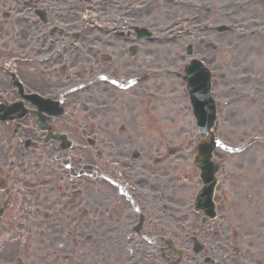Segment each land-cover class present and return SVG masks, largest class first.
Returning <instances> with one entry per match:
<instances>
[{"label": "flooded vegetation", "instance_id": "1", "mask_svg": "<svg viewBox=\"0 0 264 264\" xmlns=\"http://www.w3.org/2000/svg\"><path fill=\"white\" fill-rule=\"evenodd\" d=\"M50 1L53 3L51 25L61 24L64 33L72 37H67L65 43H55L25 36L3 39L0 34L5 51L0 55V107L37 110L34 106L37 100L27 96L37 94L60 101L65 114L25 117L21 128L25 138L33 142L29 149L14 142L13 126L0 124V157L55 158L50 164L55 162L61 178H67L68 174L58 159L77 158L75 167L83 172L78 181L60 187L62 214L71 221L78 220L81 232L87 236L108 234L112 238V264H130L133 258L143 261L150 248L148 238L160 239V242L151 243V252L160 255L164 251L165 234L176 239L174 243H180V159L166 160L167 165L165 160L157 163V158L164 156V134L154 132L158 130L156 122L150 123L147 116L143 122H137L136 117L142 114L135 112L136 102L122 103L119 107L112 103V111L86 117L85 113L93 112L90 103L98 105L104 100L106 104L110 94L112 100L117 99L115 88L111 90L102 85L98 77L108 75L117 79L123 72L127 74L125 78L139 77L140 70L133 67L135 60L122 50L123 47L118 49L104 33L82 38L88 28H80L79 17L68 13L67 0ZM31 2L32 5L25 3V11L37 16L35 12L41 8V1ZM41 25L34 23L32 28L39 30ZM37 45L51 49L38 52ZM5 67L12 69L15 75L6 72ZM241 73L250 74L252 70L243 69ZM255 84L251 77L232 85L226 78L221 97L229 99L241 93L247 96L242 107L250 108L257 105L254 99H258L260 92ZM132 93L136 97L142 95L139 90ZM51 110L54 111V107ZM97 115H102V122H96ZM123 125L127 127L126 132L122 131ZM150 125L151 133H148ZM61 135L68 136L73 144L68 147L59 138ZM46 136L51 139L45 141ZM87 166H91L92 171L86 173ZM101 169L109 173L112 185L93 182V171ZM77 189L81 191L80 197H70ZM102 221L111 222L107 226L109 230H102L105 227Z\"/></svg>", "mask_w": 264, "mask_h": 264}, {"label": "rangeland", "instance_id": "2", "mask_svg": "<svg viewBox=\"0 0 264 264\" xmlns=\"http://www.w3.org/2000/svg\"><path fill=\"white\" fill-rule=\"evenodd\" d=\"M139 1L140 0H136V2H139ZM149 2L154 3L156 5L152 6L150 4L148 6L149 7L148 12L143 17V18H145L144 22L148 23V26L156 27L158 25V26H160V28H158L157 30L161 31L164 29V25L162 23L173 22L175 20L176 12L174 10L175 6H173L174 5L173 0H150ZM129 3H132V2H129ZM158 5L162 6V7H157ZM172 8H173V10H172ZM152 11L159 14L158 17H156V19L153 18ZM187 11H188V9L186 10V12ZM171 47H173L172 43H170L169 45L166 46V48H169V49ZM164 56L167 57L166 55H164ZM168 61H170V60H168ZM171 126H172V122H171ZM250 261H251V259H250Z\"/></svg>", "mask_w": 264, "mask_h": 264}, {"label": "bare ground", "instance_id": "3", "mask_svg": "<svg viewBox=\"0 0 264 264\" xmlns=\"http://www.w3.org/2000/svg\"><path fill=\"white\" fill-rule=\"evenodd\" d=\"M155 52L156 53H162V54L166 55L169 58H172V57L176 56V53H175L174 49L166 48V45H164V47H162V48L157 46V48H155Z\"/></svg>", "mask_w": 264, "mask_h": 264}]
</instances>
